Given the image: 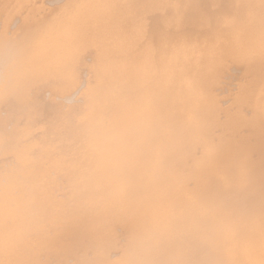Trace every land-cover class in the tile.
I'll return each instance as SVG.
<instances>
[{
    "label": "bare ground",
    "instance_id": "bare-ground-1",
    "mask_svg": "<svg viewBox=\"0 0 264 264\" xmlns=\"http://www.w3.org/2000/svg\"><path fill=\"white\" fill-rule=\"evenodd\" d=\"M0 264H264V0H0Z\"/></svg>",
    "mask_w": 264,
    "mask_h": 264
}]
</instances>
